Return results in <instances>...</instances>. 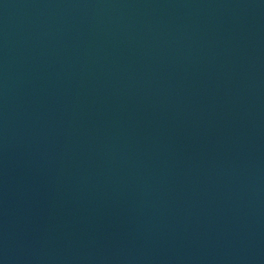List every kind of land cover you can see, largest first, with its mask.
Returning a JSON list of instances; mask_svg holds the SVG:
<instances>
[{
    "label": "water",
    "instance_id": "1",
    "mask_svg": "<svg viewBox=\"0 0 264 264\" xmlns=\"http://www.w3.org/2000/svg\"><path fill=\"white\" fill-rule=\"evenodd\" d=\"M0 164L264 264V0H0Z\"/></svg>",
    "mask_w": 264,
    "mask_h": 264
}]
</instances>
